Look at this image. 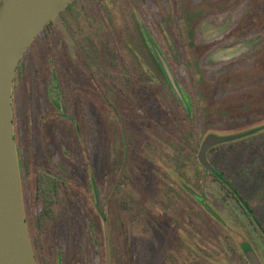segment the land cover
<instances>
[{
	"label": "rangeland",
	"instance_id": "obj_1",
	"mask_svg": "<svg viewBox=\"0 0 264 264\" xmlns=\"http://www.w3.org/2000/svg\"><path fill=\"white\" fill-rule=\"evenodd\" d=\"M185 3L209 8L196 34L197 44L209 47L200 62L213 91L209 101L196 94L197 76L186 59L171 53L170 44L185 55ZM135 18L176 82L178 99L190 101L189 109L156 78L147 48L138 42ZM45 30L24 60L29 91L21 77L16 80L14 117L38 263L107 264L100 202L109 221L113 264H251L246 244L264 264V234L198 158L208 135H239L264 124V106L258 105L264 98V0H75ZM48 54L57 62L65 96L72 98L69 107L83 123L84 144L76 128L60 118L45 127L40 141L35 135L39 115L51 106L49 88L43 87L44 80L52 81ZM92 68L100 72L99 86ZM105 77L124 86L125 108L109 104ZM226 153L244 161L252 174L235 180L236 188L264 225V179L257 178H264V130L220 142L208 158L217 168L214 158ZM45 168L72 180L52 204L41 243L32 207L37 171Z\"/></svg>",
	"mask_w": 264,
	"mask_h": 264
},
{
	"label": "water",
	"instance_id": "obj_2",
	"mask_svg": "<svg viewBox=\"0 0 264 264\" xmlns=\"http://www.w3.org/2000/svg\"><path fill=\"white\" fill-rule=\"evenodd\" d=\"M73 0H0V264H39L31 240L19 162L13 113L14 79L18 66L30 45L44 27ZM161 56V55H160ZM162 60V58L160 57ZM168 76L173 80L162 60ZM183 100H187L183 97ZM239 135H208L201 144L198 158L213 171L208 158L211 147ZM203 200L204 196L191 190ZM106 234V263L113 264L108 217L99 202ZM251 264H263L257 253L246 250Z\"/></svg>",
	"mask_w": 264,
	"mask_h": 264
},
{
	"label": "trees",
	"instance_id": "obj_3",
	"mask_svg": "<svg viewBox=\"0 0 264 264\" xmlns=\"http://www.w3.org/2000/svg\"><path fill=\"white\" fill-rule=\"evenodd\" d=\"M71 5H72V3H70L63 11L70 8ZM208 9L205 7V5L200 4V5H196V6H188L185 3V9H184L185 10L184 11L185 16H184L183 31H182L183 36L185 38L184 39L185 47H186L185 55H183L184 53L178 51V49L176 48V45L170 44V42H172V43L174 42L173 41L174 39L172 38V36L169 35V44L171 47L172 46L174 47V48L172 47L171 53L174 55L175 54H181L186 59L187 64L193 68L194 74L197 76L196 78L198 81V87L196 89V94H198L199 97L202 98L204 101L211 100L212 92H213L211 84H210L209 79L207 77V73H206L205 69H203L201 64H200L202 57L209 50V47L203 46L201 44H197L196 34H197V27H198L199 23L206 17V13H207ZM168 21L172 22L171 18L168 19ZM135 26H136V30L138 31V33H137L138 42H139V44H141L147 48L148 58L151 61V64H153V65H151V67L156 74V78L160 81L166 82V84L169 87L171 94L177 100L178 105L185 103L187 109H189L190 108V101L187 98H186L187 100H185V101L181 100L180 98L178 99V96L176 95V93L174 92V90L172 88L173 83L171 82V80L168 76V73L165 69V66H164L162 60L160 59L161 54H159V52L153 51V49L148 45L147 40H146L144 27L136 18H135ZM126 44L128 47L131 46L129 44V41H127ZM136 44H137V41H136ZM135 55H136V58L140 61L139 53L135 52ZM113 56H114V60H116L117 55L114 54ZM85 57L87 60L89 59L88 55H86ZM106 72H107L106 76H108V73H109L108 68H107ZM92 75L95 78V85L99 86L100 85V81H99L100 72H99V70L92 68ZM125 80L128 82H123L124 84L129 83L128 78H125ZM105 84H106L105 89H106L107 99H109V101H110L109 104L111 106H114V108L117 110L121 107L125 108V100H126L125 96H127V92H126L124 86L123 85L120 86L119 84L115 83L114 81H111V80L109 81L108 79H106V77H105ZM208 104L204 105L206 115L210 114V108L208 107L209 106ZM258 105L264 106V98L262 99V101ZM247 106L252 107L253 105H252V103H248ZM218 112L224 113V109L220 108L218 110ZM263 130H264V124H260V125H257L251 129H249L248 131H245L242 134H239L238 138L247 137V136L259 133L260 131H263ZM185 134H187V131L185 132ZM15 138H16V141H18L17 132H16ZM19 149L20 148L18 146V155H19ZM19 162H20V167H21V161L19 160ZM213 166H214V164H213ZM21 169H22V167H21ZM210 172L215 176V178L218 181H220L225 187L228 188V190L232 193V195L236 198V200L241 204V206L243 207V209L245 210L247 215L252 219V221L259 227V229L264 234V225L261 222V220L258 218V216L256 215L255 209H254L251 201L249 199H247L246 197H244L239 192V190L236 188V185L225 175V173L223 171L214 167L213 171H210ZM41 174L42 175H41V179L39 182L40 183V195H41V198L43 199L44 204H45L44 212L49 214L52 211V204L55 201V198H56L58 190H59L58 189V181L54 175H51V174L48 175V174H44V173H41ZM262 179H264V178L263 177L260 178V180H262ZM254 182H255V180H254ZM115 183H116L115 189L120 190L121 189L120 181L115 182ZM262 186L264 187V181L260 182V187H262ZM54 190H56V191H54ZM115 191L116 190H114V193H115ZM54 192H56V193L54 194ZM126 202H127V200H126ZM213 212H214L215 216L219 220H221L220 215L218 213H216L215 211H213ZM111 245H112V242H111ZM249 248H250V246L246 244V249H249Z\"/></svg>",
	"mask_w": 264,
	"mask_h": 264
},
{
	"label": "flooded vegetation",
	"instance_id": "obj_4",
	"mask_svg": "<svg viewBox=\"0 0 264 264\" xmlns=\"http://www.w3.org/2000/svg\"><path fill=\"white\" fill-rule=\"evenodd\" d=\"M74 1L75 0H73L71 3L73 4ZM71 7H72V5H71ZM98 15H105V13H103V14L101 13ZM48 24L44 27V29L42 31L47 29ZM42 31H41V33H42ZM40 34L36 37V39L30 45V47L28 48L27 52L24 54L23 58L20 61L19 66H18V70H17L16 76L14 79V89H13V113H14V117H15L16 104H17L16 103V101H17V98H16V94H17L16 80L18 79V77H21L25 83L24 89L26 90V92L29 91V88L27 85H28V82L30 81L31 76H30V72L28 71L27 67L25 68L24 60H25V57L28 54V52L32 49V47L35 46L38 42H39V44L41 43L42 40L39 39ZM45 41H46V38H45ZM47 56H48L47 61L51 67L50 72H51L52 81H49V79L47 78V80H44V81H46V83L43 84V87L46 89L49 88L51 106L47 110L46 113L39 115V122H37V133L38 134H35V135H36L37 139H39V141H40V135H42L43 133H46L45 127L47 125H49L50 123H52L53 121H56V120H58V118H60V119L65 120L66 125L69 126L71 129L76 128V131H77L76 138H78L80 140L81 144H84V142H86V140L83 139V136L80 132V131H82L81 128L84 130L83 123L80 121V119L75 117V115L72 112L73 109L69 107L70 101L72 100V98L69 96H65V94H64V91L62 88V80L58 76L57 62L55 61L54 55L48 54ZM52 92L54 93V95L52 94ZM23 135L25 138L26 145L31 144L29 131H28V128L26 126H25V130H24ZM17 137H18V142H19L18 134H17ZM100 143L103 144V140H101ZM29 147H31V145ZM103 149H104V147H103ZM65 153L67 154V150ZM86 156H87V159L90 161L91 160L90 155H88L86 153ZM21 167H22V165H21ZM21 171H22V169H21ZM41 173L48 174V175L49 174L54 175L58 181V189L59 190L63 189L65 192H66V189H68V186L71 185L72 176H62L60 173H55V172L51 171L49 168H45L44 170L39 169L37 171L35 197H37V198L39 197V198H38V200H37V198H35V204H33L34 208L32 207V209L34 210V213H35V215L33 216V224H34V227L36 230L35 238H38V240L42 243L46 237V228H45L46 225H45V223L47 222L50 215L44 212L45 204H44V201L40 195V183L39 182H40L41 175H42ZM22 177H23V172H22ZM59 190H58L57 195L59 194ZM54 191H56V190H54ZM55 193L56 192H54V194ZM26 209H27V207H26ZM32 243H33L34 251H36L35 250L36 249L35 244H34V242H32ZM58 259H60V257ZM39 264H44V263L39 262Z\"/></svg>",
	"mask_w": 264,
	"mask_h": 264
},
{
	"label": "crops",
	"instance_id": "obj_5",
	"mask_svg": "<svg viewBox=\"0 0 264 264\" xmlns=\"http://www.w3.org/2000/svg\"><path fill=\"white\" fill-rule=\"evenodd\" d=\"M236 158H237V156L226 153L225 155L215 157L213 161L216 163L215 165L217 166V168H219L221 171H223L227 175V177L237 187L238 184L236 183L235 180L241 182L244 179H247V178L250 179V178H252L251 177L252 174H250V176H249L247 166L244 167V164H246V163H244V161H237ZM252 170L255 171V168H253ZM257 171H258L257 175L262 174L259 168ZM253 174H254V172H253ZM257 178L258 179L262 178V176L261 177L258 176Z\"/></svg>",
	"mask_w": 264,
	"mask_h": 264
}]
</instances>
